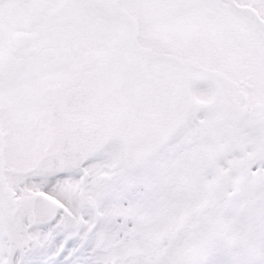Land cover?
<instances>
[{
    "label": "snow or ice",
    "instance_id": "6c2138e0",
    "mask_svg": "<svg viewBox=\"0 0 264 264\" xmlns=\"http://www.w3.org/2000/svg\"><path fill=\"white\" fill-rule=\"evenodd\" d=\"M0 264H264V0H0Z\"/></svg>",
    "mask_w": 264,
    "mask_h": 264
}]
</instances>
